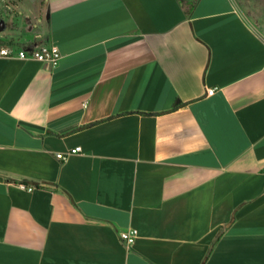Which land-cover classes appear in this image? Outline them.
Instances as JSON below:
<instances>
[{
	"label": "crops",
	"instance_id": "crops-1",
	"mask_svg": "<svg viewBox=\"0 0 264 264\" xmlns=\"http://www.w3.org/2000/svg\"><path fill=\"white\" fill-rule=\"evenodd\" d=\"M0 42L61 54L0 58V264H264V0H0Z\"/></svg>",
	"mask_w": 264,
	"mask_h": 264
},
{
	"label": "built area",
	"instance_id": "built-area-1",
	"mask_svg": "<svg viewBox=\"0 0 264 264\" xmlns=\"http://www.w3.org/2000/svg\"><path fill=\"white\" fill-rule=\"evenodd\" d=\"M18 58L20 60H33L42 63H48L52 66L56 65L61 58V54L56 45L51 43L45 44H26V43H1L0 42V58ZM215 89H208L207 95L211 96ZM81 153L80 147H75L64 153H56L55 158L60 161H65L66 158L73 154ZM17 186L28 192H31L33 187H26L23 183H18ZM138 236V232L134 228H127L118 233L119 240L125 246H130L134 243Z\"/></svg>",
	"mask_w": 264,
	"mask_h": 264
}]
</instances>
